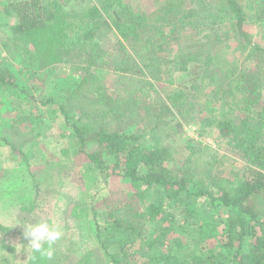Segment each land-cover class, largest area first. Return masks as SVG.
Listing matches in <instances>:
<instances>
[{
	"label": "trees",
	"instance_id": "16d2710c",
	"mask_svg": "<svg viewBox=\"0 0 264 264\" xmlns=\"http://www.w3.org/2000/svg\"><path fill=\"white\" fill-rule=\"evenodd\" d=\"M3 1L0 0V7L4 6H1ZM216 1L163 0L161 8L151 16L145 14L146 18L141 13L135 14L122 0H89V6L73 15L64 10L66 0H20L4 8L14 15L16 22L5 24L4 37L0 40L14 39L17 44L30 37L35 51L26 49L27 60L23 63L34 62L38 69L32 73L36 76H40L41 69L61 62L62 51L68 49L72 41L68 32L75 27L85 26L78 43L81 40L93 43L105 27L111 33L129 38L133 49L138 50V60L148 71L152 70L151 64L158 61V53L166 51L164 40H167V48L172 49L168 47L171 42L167 38L172 34L177 36L181 30L191 34L193 47L176 51L170 62L161 60L166 68L187 72L188 65L194 64L199 72L191 88H203L210 83L211 95L223 101L230 95V111L223 105L221 113L211 114L201 124L217 130V138L245 162L242 172L234 177H212V166L199 172L200 176L198 172L182 171V168L174 171L169 167L168 149L141 143V136L128 133L126 127L111 130L109 126L93 129L91 124L73 125L74 147L99 170L97 176L100 177L95 178L102 177L107 184V179L119 175L129 181L134 190L128 195L132 203L110 212L107 220L103 218L104 224L96 221L97 239L105 242L104 248H108L105 236L120 237L113 244L118 249L102 257L103 264H264V48L254 41L246 27L264 25L260 24L264 23V0ZM74 16L78 17V23L72 22ZM146 19L153 21L152 24L145 25ZM177 37L176 42L180 39L179 35ZM156 39L160 42H155ZM241 45L245 53H249L245 61L238 55L228 62V54L234 49L239 51ZM94 47L86 44L81 50L70 48L68 51L70 55L82 56L83 59L76 60L85 63L82 67L86 73L79 83L83 98L98 91L101 92L98 100L92 95L93 103H98L105 90L98 75L108 68L112 52ZM67 62L75 65L74 59ZM114 63L115 71L121 72L136 73L135 68L139 67L136 59L130 64L119 60ZM171 65L173 67H169ZM147 70L139 68L142 77H158ZM11 79L18 78L5 65L3 71L0 70V83L9 86ZM48 99L53 100L52 96ZM181 107L174 102L158 103L152 107V117L158 121L181 120L191 114L180 111ZM58 108L69 121L64 103ZM31 119L27 114L19 122L22 125ZM34 129L39 134L47 133L38 125ZM198 144L193 142L190 146L197 149ZM104 157L113 164H107ZM36 197L40 198V194L36 193ZM200 205L207 206L212 216L207 218L202 214L201 217ZM133 212L136 214L132 216ZM146 221L154 227L153 238L143 232ZM6 230L0 224V231ZM57 253L59 255L54 253L51 260L35 253L32 262L69 263L64 250ZM85 258L86 262L91 260Z\"/></svg>",
	"mask_w": 264,
	"mask_h": 264
},
{
	"label": "rangeland",
	"instance_id": "374dc122",
	"mask_svg": "<svg viewBox=\"0 0 264 264\" xmlns=\"http://www.w3.org/2000/svg\"><path fill=\"white\" fill-rule=\"evenodd\" d=\"M15 1L20 0H4L1 5L4 6L0 7L1 38L4 37L5 24L16 22L14 15L4 10L8 3ZM87 1L66 0L64 10L71 15L79 14L84 7L89 6ZM122 2L132 8L135 14L141 13L146 18L147 14L151 16L161 8L163 0ZM215 3H219L218 0ZM71 20L79 22L77 16ZM152 22L150 20L145 25ZM262 26L248 24L246 27L254 41L264 48ZM84 27H75L68 32L69 39L72 38L68 49L81 50L83 45L92 44L93 47H102L112 52L108 68L98 75L99 83L105 87L104 96L98 103H93V100H98L101 92L92 91L95 98L91 94L87 99L82 96L83 89H80L79 83L86 72L85 67H82L84 61L76 60L82 56L70 55L66 49L62 51L61 62L41 69L40 76H36L33 73L38 68L34 62L28 60L27 65L23 63L27 60L24 57L26 49L35 51L31 38L25 37L24 42L18 41L17 44L14 39L0 40V70L3 71L7 65L18 78L11 79L9 86L0 83V224L7 228L5 232L0 231V264H34L32 261L35 253L29 251L27 256L28 240L24 237L23 225L45 220L60 225L63 237L54 245V253L58 256L57 252L64 250L65 259L70 264H79L81 260V264H103L102 257L118 249L113 244L115 239L120 238L119 235L105 236V246L108 248H104L105 242L97 239L95 224L97 220L104 224L103 218L107 220L110 212H117L121 205L132 203L128 195L133 194L134 190L130 182L119 175L107 179V184L102 177L95 178L100 177L97 176L99 170L75 148V123L80 127L91 124L93 129L105 126L111 130L126 127L128 133L141 136V143L168 149L169 167L174 171L182 168V171L198 172L200 176L203 169L212 166V177H234L244 169L245 162L239 156L236 157L237 153L228 149L223 140L217 138L218 131L201 124L211 114L221 113L223 105L225 110L230 111V95L226 96L225 101L211 95L213 89L210 83H206L203 88H191L197 80L196 72H199L194 64H189L187 72H182L175 70L172 65L169 67L173 69L166 68L168 66L163 62L172 61L176 51L192 48L191 34L179 30L178 42L176 35H170L167 38L171 42L168 47L172 49L167 48V40L164 43L162 41L166 53H158L160 60L151 64L152 70L148 71L145 64L138 60V50L133 49L131 40L117 32L111 33L106 27L93 43L83 40L78 43V38H83ZM155 42L160 41L156 39ZM240 47L239 51L234 49L228 54V62L238 55L245 61L249 53H245L244 45ZM69 59H74V66L67 62ZM133 59L139 62V67L135 68L136 73L115 71L114 62L119 60L130 64ZM79 66L83 69L77 70ZM139 68L155 72L158 77H142ZM5 78L9 80L7 76ZM51 96L53 100L49 101ZM164 101L178 103L182 106L180 111L185 110L191 114L181 120L153 119L152 107ZM62 103L69 121L64 118L62 109L58 108ZM207 109H211V112H207ZM27 114L32 119L21 125L19 121ZM178 122L182 124L181 127ZM37 125L47 130V133H37L34 129ZM193 142L199 143V148L192 149L190 144ZM193 150L196 153L192 154ZM104 159L107 164H113L110 159ZM36 193L40 194V198L36 197ZM201 206L198 207L201 217L202 214L207 218L212 216L207 206ZM143 227V232L149 238L155 236L154 227L149 221L144 222ZM21 245L25 250L17 253L16 248L20 249ZM85 257L92 261L86 262Z\"/></svg>",
	"mask_w": 264,
	"mask_h": 264
},
{
	"label": "clouds",
	"instance_id": "9594fccd",
	"mask_svg": "<svg viewBox=\"0 0 264 264\" xmlns=\"http://www.w3.org/2000/svg\"><path fill=\"white\" fill-rule=\"evenodd\" d=\"M23 227L24 237L28 240L27 256L28 252L31 251L51 260L54 255V245L63 237L60 225L45 220L35 224L23 225ZM23 250H25L23 246L20 249L16 248L17 253Z\"/></svg>",
	"mask_w": 264,
	"mask_h": 264
}]
</instances>
